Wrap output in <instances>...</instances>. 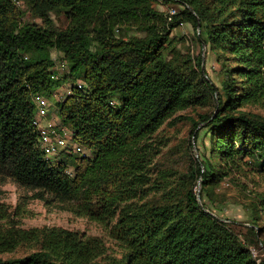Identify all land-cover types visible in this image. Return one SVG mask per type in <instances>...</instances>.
Here are the masks:
<instances>
[{
    "label": "trees",
    "instance_id": "obj_1",
    "mask_svg": "<svg viewBox=\"0 0 264 264\" xmlns=\"http://www.w3.org/2000/svg\"><path fill=\"white\" fill-rule=\"evenodd\" d=\"M0 0V185L103 225L121 250L99 237L60 228L22 229L24 212L0 204V253L32 252L0 264H264L250 246L264 245L258 218L242 239L240 224L213 215L214 192L234 174L264 178V0ZM177 6L173 15L164 7ZM162 8V10H161ZM24 12L41 24L24 21ZM63 17L56 27L51 16ZM193 27L191 41L214 57L218 82L200 54L177 50L172 33ZM199 25V27H197ZM198 30V31H197ZM124 32V33H123ZM67 72L58 79L56 61ZM60 127L89 155L47 160L33 126L34 97H51ZM199 110L196 118L180 113ZM189 121L193 144L207 142L182 172H153L167 141L165 125ZM190 142V141H189ZM69 166L73 167L69 173ZM199 186L196 193L195 188ZM264 213V196L255 205ZM258 229V231H257Z\"/></svg>",
    "mask_w": 264,
    "mask_h": 264
},
{
    "label": "rangeland",
    "instance_id": "obj_2",
    "mask_svg": "<svg viewBox=\"0 0 264 264\" xmlns=\"http://www.w3.org/2000/svg\"><path fill=\"white\" fill-rule=\"evenodd\" d=\"M16 5L24 10L22 0H13ZM162 10V8H161ZM177 6L171 5L170 7H164L162 12L164 14L171 15L172 12L176 13ZM24 21L41 24V21L33 18L28 12H24ZM51 20L56 27L64 28L65 21L63 17L55 15L51 16ZM198 31V30H197ZM124 33V32H123ZM194 30L193 27L188 25L179 26L172 33V36L177 39V50L184 54L196 55L200 54L204 63V72L213 82H218L216 77V71L218 65L216 64L213 55L204 48L197 46L193 39ZM53 60L56 62L59 60L57 52L51 54ZM56 69L58 70V79L63 78L65 72H67L66 66L61 63H56ZM72 85H83L79 79L73 81L63 82L59 87H56L53 91V95L49 98L43 95L47 99L49 105V114L43 119L44 127L47 123L58 125L57 111L55 103H61L70 95ZM244 111L264 117L263 107H248ZM199 110H187L181 115L187 117L196 118ZM191 131V123L189 121H183L176 123L175 126L165 124L159 131V136L163 137L167 143L162 148L160 154L156 157L153 163V172L158 171H177L182 172L186 169L190 162V155L198 156V151L202 152V144L207 142L206 138L200 133V137L196 143H194L191 153L188 144H193L190 139L189 133ZM67 145L74 149L80 147L84 152L89 155V151L84 146L76 143L70 138H64ZM190 141V142H189ZM73 155L80 156L75 151H70ZM56 159H60V155L55 156ZM52 158V159H55ZM53 161V160H52ZM73 170L72 166H69V173ZM199 191V186L195 188V192ZM30 192L19 188L16 185L5 182L0 185V204H4L7 209L12 213L17 206H21L24 212L21 216H12L15 220H18L19 226L22 229L30 228H60L72 232L82 234L86 237H99L105 243L107 253L110 256L119 258L121 256L120 248L114 241L110 240L107 236L106 230L103 225L91 222L84 218L76 217L68 212L61 211L57 206L45 205L40 201L32 200ZM264 196V178L260 177L256 173L247 172L244 174H234L230 179H225L219 187L215 189L214 200L216 203L209 205V209L212 214L224 220L228 223H236L241 226V236L245 242H248L252 236L250 231L246 230L250 227L254 218H258V226H262L264 223V213L258 214L256 204L258 198ZM1 224V223H0ZM258 231V229H257ZM261 241H264V232L260 233ZM250 251L255 258H262L264 256V245L250 246ZM32 252L27 246H20L10 253H0V257L3 259L19 258Z\"/></svg>",
    "mask_w": 264,
    "mask_h": 264
},
{
    "label": "built area",
    "instance_id": "obj_3",
    "mask_svg": "<svg viewBox=\"0 0 264 264\" xmlns=\"http://www.w3.org/2000/svg\"><path fill=\"white\" fill-rule=\"evenodd\" d=\"M174 12L171 13L173 15ZM170 15V16H171ZM62 64V63H61ZM65 66V64H62ZM78 89H83L81 85L76 86ZM71 94V90H70ZM34 103L36 106V114L33 119V126L40 134L39 142L40 148L44 154L45 159L54 160L55 156L62 152L75 151L80 156H86L87 154L80 147L73 148L66 144L64 138L73 139V133L65 127H60L52 123H47L44 127L41 125L42 120L49 114V105L47 99L43 95L38 94L34 97ZM56 159V158H55Z\"/></svg>",
    "mask_w": 264,
    "mask_h": 264
},
{
    "label": "water",
    "instance_id": "obj_4",
    "mask_svg": "<svg viewBox=\"0 0 264 264\" xmlns=\"http://www.w3.org/2000/svg\"><path fill=\"white\" fill-rule=\"evenodd\" d=\"M197 27H199V25H197Z\"/></svg>",
    "mask_w": 264,
    "mask_h": 264
},
{
    "label": "crops",
    "instance_id": "obj_5",
    "mask_svg": "<svg viewBox=\"0 0 264 264\" xmlns=\"http://www.w3.org/2000/svg\"><path fill=\"white\" fill-rule=\"evenodd\" d=\"M42 124H43V121H42Z\"/></svg>",
    "mask_w": 264,
    "mask_h": 264
}]
</instances>
